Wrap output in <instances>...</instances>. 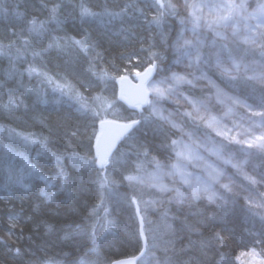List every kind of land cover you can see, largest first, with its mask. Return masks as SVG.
<instances>
[{"label": "trees", "instance_id": "16d2710c", "mask_svg": "<svg viewBox=\"0 0 264 264\" xmlns=\"http://www.w3.org/2000/svg\"><path fill=\"white\" fill-rule=\"evenodd\" d=\"M84 8L97 15L82 16ZM0 9L7 10L0 12V264H111L136 256L142 239L135 204L148 242L139 264H248L250 258L264 264V208L231 194L226 204L143 209L144 190L126 179L149 171L156 159L174 158L171 142L178 134L149 107H126L116 88L120 76L153 62L171 65L179 30L175 11L157 25L155 0H0ZM33 21L44 31L32 32ZM229 48L245 62L261 56L245 46ZM102 71L116 79L93 74ZM219 81L261 105L263 84L244 75ZM65 82L103 117H110L111 108L102 110L109 99L120 107L118 119L141 120L106 169L94 153L99 118L78 111L57 90ZM186 94L198 100L206 95L194 88ZM183 123L193 133L207 131L186 115Z\"/></svg>", "mask_w": 264, "mask_h": 264}, {"label": "snow or ice", "instance_id": "6c2138e0", "mask_svg": "<svg viewBox=\"0 0 264 264\" xmlns=\"http://www.w3.org/2000/svg\"><path fill=\"white\" fill-rule=\"evenodd\" d=\"M155 6L160 11V16L154 18V23L159 25L162 21L163 16L166 12H174L175 5L171 3V0H168L167 3L164 0H155ZM185 6L191 11L189 12V21L191 24V28L188 29L193 36V39H184L183 32H181V40L182 43L178 41L177 50L181 52L184 58H187L191 63L199 65L203 58L202 49L205 46L204 40L200 38V30L206 29L211 31L214 35V39L211 42V47L215 48L216 51L210 54L209 59L212 56L215 57V67L218 71H220L222 76H226L229 79L235 80L239 76L242 69V61L237 60L235 56L232 54V50L229 48V43L231 42L229 36H231L232 40L242 42L245 45L254 46L255 48L261 49V55L264 56V4L257 5L256 9L252 12H249L246 4L244 3H235V0H225L222 3H187ZM208 9V14H204V9ZM53 11V18L55 14V9ZM0 12L6 14V9H0ZM82 16H96L97 14L90 12L88 9L84 8L81 11ZM108 15H112L109 13ZM119 15V14H116ZM181 23H185L181 21ZM32 32L37 34L44 31V25L39 24L35 21L32 22V27L30 29ZM27 44V41H24ZM76 44L80 45V41H76ZM53 45H49L52 47ZM82 50H87L85 45H80ZM7 47H11L9 44ZM5 46L0 45V52L4 51ZM34 55H39L40 53L34 52ZM224 54H227V59L225 60ZM22 55L19 49H17V56ZM153 57L155 53L152 54ZM208 60H203V63L207 64ZM230 65V66H229ZM248 69L247 65H243V70L246 73ZM31 72H35L36 69H30ZM156 71L155 62L151 63L143 73L136 72V78L139 80V84L132 86L135 91L132 92L129 89L125 88L124 85L126 83L130 84L126 75H122L119 77V82L121 84L119 99L125 101L128 106L132 109L140 110L143 108L145 104L149 105L153 112L161 115L162 119H166L162 116L161 113H158L153 100H149V95L153 96L155 101H159L161 99L166 98L167 95L171 94L172 88L169 87H160V85L166 84L167 82L164 80L161 81H151L152 73ZM97 75V79L99 80H115V77L109 76L107 71H102L100 74L93 73ZM203 78H207L205 74L202 73ZM247 79H256L264 84V71L258 73L255 77H246ZM176 84L181 82L191 84L190 80H187L183 76H179L177 74H173L170 78ZM48 81L51 83V78H48ZM57 90H59L63 95L68 96L70 100L77 105V110L82 113H90L93 117L99 118V131L95 135V148H96V156L95 160L99 164L101 169H106L107 165L110 162V158L112 157L113 149L116 147V144L124 137L127 136L129 132L132 131L133 128L137 127L141 124V120L138 119H130L128 122H120L118 119H107L103 117L101 111H98L97 108L91 107L88 103L85 102V98L74 90V86L71 83L65 82L64 84H57ZM96 100H100V97H96ZM11 102H15L11 100ZM193 103V109L197 113L194 119H203L202 116L199 115V107L195 101ZM233 103H239L238 100H234ZM262 108H264V98L261 99ZM108 108H111V104H106L103 107V111H107ZM231 111V109H229ZM189 116H192V113H188ZM254 116H260L264 118V110L259 112H253ZM215 122V117L211 118V121L208 123L209 127L213 126ZM175 127V125H173ZM227 132H231V130H227ZM217 135L224 136L226 140L234 141L236 144H247L248 147H257L261 150H264V135H260L252 138H242L236 139L234 136L227 135L226 132L218 131ZM237 135H241L237 133ZM247 132L244 133V136H248ZM27 139V138H25ZM172 145L179 149L176 155L179 160H201L202 157L199 156L198 152L193 151V146L196 144L195 141L192 144H185L183 141L173 140ZM199 147V146H196ZM213 153L218 157L222 158L224 155L223 146L212 149ZM225 163H232L231 159L225 161ZM243 163H235L233 167L242 168ZM139 167V166H138ZM158 173L162 171L161 165L157 163L156 165ZM208 168L211 171L208 174L207 180H201L199 177L195 178L193 182V178L191 173H185L183 171V165L181 163L172 165L171 171L168 173H164L166 175H180L185 184H189L192 188L191 197L193 200L199 199L202 193H206L209 191L210 185L212 183L218 182V178L223 175V173L214 168L212 165H208ZM129 181H135L138 183H145V179L140 176H128L126 177ZM246 179L250 180V183L255 185L258 183L255 178L247 177ZM149 180L152 181L151 186L158 188L161 193L165 192H175L177 197H180L182 202V194L178 192V190L173 188H168L167 185H164L159 175H150ZM260 183H264V180L260 181ZM224 189L227 191H231V188L227 184L222 185ZM215 193L209 195L208 198L211 200L215 197ZM260 195V202H258L255 207L264 208V193ZM224 201L226 204L227 201L224 200L223 196L216 197ZM133 203H136L135 199L132 200ZM148 203V202H145ZM155 203V202H153ZM140 211L139 204H137V212ZM143 219V218H141ZM141 235L143 236V230L141 229ZM147 243L145 239V244ZM19 251V250H17ZM253 254L255 252L253 250ZM143 255V253H141ZM116 264H135V258L127 261H116Z\"/></svg>", "mask_w": 264, "mask_h": 264}, {"label": "rangeland", "instance_id": "374dc122", "mask_svg": "<svg viewBox=\"0 0 264 264\" xmlns=\"http://www.w3.org/2000/svg\"><path fill=\"white\" fill-rule=\"evenodd\" d=\"M164 2H168V0H164ZM187 3H222L225 0H171V3L175 5V10L180 11L182 13V21L185 23L182 24L183 38L184 39H193L192 33L188 30L191 28V24L188 23L190 17L189 12L191 9L187 8L185 4ZM231 2V0H229ZM235 3H244L247 6L249 12H252L256 9L257 5L264 4V0H235ZM204 14H208V9H204ZM208 33L212 35L211 37L214 39V35L211 31L206 29L200 30V38L204 40V48L208 44L207 38H211L208 36ZM206 35V37L204 36ZM211 38V39H212ZM212 39V40H213ZM230 43L234 45H244L242 42H238L232 40L231 36H229ZM179 42L182 43L181 35L179 38ZM254 49L259 50V48ZM178 48V43L177 47ZM261 50V49H260ZM178 52L176 66L177 69L172 71V74L169 76L167 73H164L162 69H159V73L155 76L151 81H161L164 80L167 83L160 85V87H171V94L167 95L166 98L159 100L158 102L153 99V103L155 104V108L158 113H161L163 117L166 119H162L160 114L153 112V115L157 117L161 122L168 125L171 129H173L178 137L177 141H183L185 144H192L193 141L196 144L193 146V151L198 152L199 156L202 157L201 160H179L176 153L179 151L178 148L175 147L176 152H174L173 160L171 162H160L156 159L154 167L144 174H140V176L145 179V183H138L135 181H130L132 185L138 187L145 192V203L143 209L152 208H163L166 204L175 203L180 206H189L190 203H194L197 201H206L207 204L218 205L225 204L224 201L217 199L218 196H223L224 200L228 202V196L226 194L232 193L239 195L243 198V200L252 208L260 202V195L264 193V183H260V181L264 180V172L258 171L256 165L252 161V157L249 153V150H255L256 152L260 151L264 155V150H261L257 147H248L247 144H236L234 141H229L224 138V136L217 135L218 131L226 132L227 135L234 136L236 139L242 138H252L260 135H264V120L260 116H254L253 112L261 111V107L252 106L248 103L243 102L239 98L231 95L230 93L223 91L222 88L217 84L214 78L202 72L197 68V65L191 63L187 58H184L181 52ZM227 57L225 58V60ZM230 66V65H229ZM261 66L264 68V56L261 55ZM216 69V67L214 66ZM218 73V71L216 69ZM264 70L259 71H248L249 77H255L258 73ZM177 74L179 76L185 77L187 80L191 81V84L181 82L176 84L170 78L173 74ZM199 73V74H197ZM202 73L206 75L207 78L202 77ZM245 74L243 70V65L241 72ZM221 74V73H220ZM242 75V74H241ZM211 78L213 80H211ZM258 81L256 79H253ZM216 82V83H215ZM260 82V81H258ZM261 83V82H260ZM190 86L197 90H205L208 91L207 96L209 97L208 101H199L194 100L191 96L187 95L182 87ZM118 96V93H117ZM118 99V98H117ZM119 100V99H118ZM234 100H238L239 103H233ZM193 101L196 102L197 107H199V115L203 117V119H194L197 113L193 109ZM103 104H111V109L109 111V116L116 115L113 119H118L121 116V113L118 112L120 107L117 106V102L109 101V99L103 100ZM181 111V113L194 122L198 124H202V126L207 130L205 133H200L198 136L190 134L186 131L185 127L181 121V114L177 111ZM231 109V111H229ZM241 110V112H240ZM188 113H192V116H189ZM109 117V118H110ZM215 117V122L212 127L208 126V123L211 121V118ZM121 120V119H118ZM175 125V127L173 126ZM231 130V132H227V130ZM247 132L249 135L244 136V133ZM240 133L241 135H237ZM199 146V147H196ZM223 146L224 155L222 158L215 155L212 151L214 148H218ZM230 147H233V150H229ZM236 153V154H235ZM231 159L232 163H225L226 160ZM243 163L242 168L233 167L235 163ZM157 163L161 165L162 171L158 173L157 171ZM181 163L183 165V171L185 173H191L193 178V182L196 177H199L202 181L208 179V174L211 169L208 168V165H212L214 168L219 169L223 175L218 178V182L212 183L210 185L209 191L206 193H202L199 199L193 200L191 197L192 188L189 184H185L180 175H166L164 173H168L171 171L172 165ZM98 165V164H97ZM99 167V165H98ZM150 175H159L160 180L164 185H167L168 188H173L178 190L179 193L182 194V202L180 197L176 196L175 192H165L161 193L158 188L151 186L152 181L149 180ZM134 176V175H133ZM247 177H253L258 182L255 185L250 183V180L246 179ZM227 184L231 191H227L222 187V185ZM257 187V189L253 188ZM261 190V192H260ZM215 193V197L213 199H209L208 196ZM155 202V203H153ZM150 206V207H149ZM141 210V209H140ZM105 213H110V210L107 209ZM115 225L114 221L111 220V226ZM251 255V254H250ZM253 257V255H251ZM248 264H257L256 261L248 260Z\"/></svg>", "mask_w": 264, "mask_h": 264}, {"label": "water", "instance_id": "95a60500", "mask_svg": "<svg viewBox=\"0 0 264 264\" xmlns=\"http://www.w3.org/2000/svg\"><path fill=\"white\" fill-rule=\"evenodd\" d=\"M128 81L130 82V84L126 83L124 85L125 88L129 89L130 91L134 92L135 89L132 87V86H135V85H138L139 84V80L136 78V81H131L130 79H128ZM120 88H121V84L119 82V92H120ZM149 98H150V95H149ZM123 101V100H122ZM125 103V101H123ZM126 105H128L127 103H125ZM147 104L144 105V107H146ZM124 123V122H122ZM99 127V125H98ZM134 129V128H133ZM132 129V130H133ZM131 132H129L127 134V136L130 134ZM126 136V137H127ZM122 138L117 144H116V147L113 149V152H112V155L116 152V150L118 149V147L121 145V143L123 142V140L126 138ZM95 152H96V148H95ZM111 159V158H110ZM99 165V164H98ZM141 229L143 230V224H142V220L140 219V233H141ZM141 238H142V243H143V248L141 250V252L137 255V256H134V257H127V258H121V259H118L116 261H127V260H132L133 258H135V264H138V262L142 259V257L144 256L145 252H146V249H147V243L145 244V234H144V230H143V236L141 235ZM147 241V239H146ZM141 253H143V255H141ZM116 261L113 262L112 264H116Z\"/></svg>", "mask_w": 264, "mask_h": 264}, {"label": "bare ground", "instance_id": "6f19581e", "mask_svg": "<svg viewBox=\"0 0 264 264\" xmlns=\"http://www.w3.org/2000/svg\"><path fill=\"white\" fill-rule=\"evenodd\" d=\"M175 13H176V15L178 16V17H182V13L180 12V11H177V10H175ZM209 76H211L212 78H214L215 79V77L213 76V75H209ZM211 78V80H213ZM216 83V82H215ZM208 99H209V97L207 96V95H205L202 99H200L199 101H208ZM256 106H260V105H256ZM240 112H241V110H240ZM242 113V112H241ZM230 149H232L233 150V147H230ZM249 153H250V155H251V157H252V159L253 160H255L254 158H255V156H257L258 154H260V161H257V163L255 162V165H256V168H257V170L258 171H262V172H264V155L260 152V151H258V152H256L255 150L253 151V150H249ZM236 154V153H235ZM232 193H229V194H226L227 196H228V198H229V195H231ZM206 202V201H205Z\"/></svg>", "mask_w": 264, "mask_h": 264}]
</instances>
